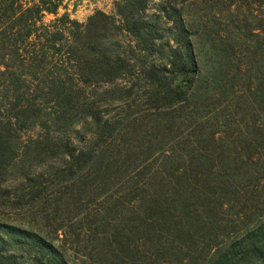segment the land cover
<instances>
[{"label": "trees", "instance_id": "trees-1", "mask_svg": "<svg viewBox=\"0 0 264 264\" xmlns=\"http://www.w3.org/2000/svg\"><path fill=\"white\" fill-rule=\"evenodd\" d=\"M208 1L0 0V264H264V0Z\"/></svg>", "mask_w": 264, "mask_h": 264}, {"label": "rangeland", "instance_id": "rangeland-1", "mask_svg": "<svg viewBox=\"0 0 264 264\" xmlns=\"http://www.w3.org/2000/svg\"><path fill=\"white\" fill-rule=\"evenodd\" d=\"M116 1L118 0H62V6L58 11V15L68 13L72 19H75L80 23H84L86 22L87 18L91 16L96 10H101L107 14L113 13L114 3ZM156 1L157 0H154V2ZM243 2L244 4H241L242 2L240 3V1L238 2V5L241 4L239 11L246 15H250L252 13L253 16L248 17V22L251 21L253 26L256 25L258 20V0H244ZM150 5H153V3L151 2ZM227 8L228 5L226 0L208 1L198 5L195 11L200 15L209 13L208 18L210 20H212L213 13H216L220 16L223 15L225 17V20H219L217 22L220 23V25L214 23L212 27H206L202 30L200 44L206 51V49L208 50L210 47L211 36H218L221 39L230 38L229 40H235V47L237 48V51L240 53H247V46L248 49L250 47L252 48L256 42L254 41V38L257 40V37H254L252 40V38H246V36L241 32L236 31L234 28L235 24H231V20L234 22L237 15L229 13L226 10ZM231 10H236V7L233 5ZM151 11L153 10L151 9ZM50 19H53V17H46V20ZM256 33L258 34V31H256ZM205 34L207 36H205Z\"/></svg>", "mask_w": 264, "mask_h": 264}]
</instances>
